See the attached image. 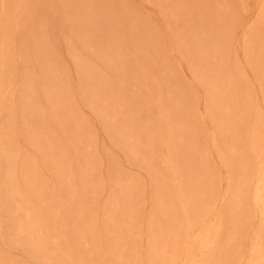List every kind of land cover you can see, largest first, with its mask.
I'll return each instance as SVG.
<instances>
[{"label":"rangeland","instance_id":"1","mask_svg":"<svg viewBox=\"0 0 264 264\" xmlns=\"http://www.w3.org/2000/svg\"><path fill=\"white\" fill-rule=\"evenodd\" d=\"M0 264H264V0H0Z\"/></svg>","mask_w":264,"mask_h":264}]
</instances>
